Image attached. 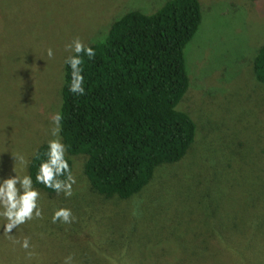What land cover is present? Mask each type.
Instances as JSON below:
<instances>
[{"label": "rangeland", "instance_id": "374dc122", "mask_svg": "<svg viewBox=\"0 0 264 264\" xmlns=\"http://www.w3.org/2000/svg\"><path fill=\"white\" fill-rule=\"evenodd\" d=\"M165 1L0 0V180L28 174L33 152L53 139L65 46L101 40L120 15ZM199 1L202 20L184 50L190 86L177 105L196 124L193 148L128 199L95 192L85 155H72L71 197L37 188L41 218L12 236L0 217V264L68 255L72 264H264V83L253 72L264 0ZM59 207L75 221L52 223Z\"/></svg>", "mask_w": 264, "mask_h": 264}, {"label": "trees", "instance_id": "16d2710c", "mask_svg": "<svg viewBox=\"0 0 264 264\" xmlns=\"http://www.w3.org/2000/svg\"><path fill=\"white\" fill-rule=\"evenodd\" d=\"M201 20L199 0H166L152 13L120 15L101 40L85 44L96 55L84 57L82 96L69 92L71 69L64 63L60 137L72 170L71 156L85 155L83 173L99 195L139 194L160 166L181 161L193 148L196 124L177 105L190 86L184 50ZM253 72L264 83V44ZM46 149L43 143L33 152L28 174L34 187L52 195L35 180Z\"/></svg>", "mask_w": 264, "mask_h": 264}, {"label": "clouds", "instance_id": "9594fccd", "mask_svg": "<svg viewBox=\"0 0 264 264\" xmlns=\"http://www.w3.org/2000/svg\"><path fill=\"white\" fill-rule=\"evenodd\" d=\"M65 47L67 51L73 53L67 56L64 61L71 69V81L68 90L72 94L82 96L85 94V77L82 67L85 62L84 57L94 58L96 55L95 50L85 45L79 37L74 38ZM47 55L49 58L53 56L51 48L48 49ZM62 119L60 112L55 113L52 117L54 127L51 135L53 139L47 143L45 159L39 163L35 180L57 194L62 192L65 197H71L73 195V185L77 181L66 156V145L60 137ZM17 158L27 166V161L23 157ZM37 158L39 157L37 156ZM39 197L40 192L33 186V178L30 174L20 177L15 173L14 176L0 180V217L7 221L2 225L3 232L9 235L13 228H18L20 225L33 220V218H41L42 211L38 205ZM51 220L52 223L59 221L63 224H71L75 221V217L70 208L59 207L53 212ZM20 246L29 249V240L26 238ZM72 262L73 257L71 255L64 257L63 264H72Z\"/></svg>", "mask_w": 264, "mask_h": 264}]
</instances>
